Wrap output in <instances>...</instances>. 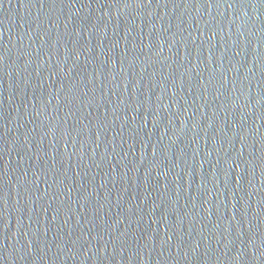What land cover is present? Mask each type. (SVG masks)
<instances>
[{"label":"water","instance_id":"95a60500","mask_svg":"<svg viewBox=\"0 0 264 264\" xmlns=\"http://www.w3.org/2000/svg\"><path fill=\"white\" fill-rule=\"evenodd\" d=\"M0 264H264V0H0Z\"/></svg>","mask_w":264,"mask_h":264}]
</instances>
